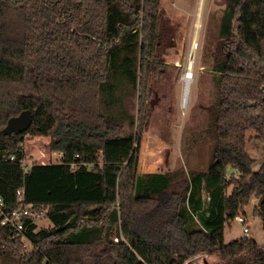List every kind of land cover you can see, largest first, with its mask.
<instances>
[{"label": "trees", "instance_id": "16d2710c", "mask_svg": "<svg viewBox=\"0 0 264 264\" xmlns=\"http://www.w3.org/2000/svg\"><path fill=\"white\" fill-rule=\"evenodd\" d=\"M160 8L161 0H0L5 263L185 264L206 253L264 264L253 238L225 242L227 221L253 198L264 229V164L254 171L247 151L249 131L264 144V0H226L211 70L209 166L183 178L137 173V129L150 117L151 81L165 74L155 53ZM25 109L31 126L4 134ZM28 134L52 136L59 160L24 168ZM23 203L46 209L52 225L2 224Z\"/></svg>", "mask_w": 264, "mask_h": 264}, {"label": "rangeland", "instance_id": "374dc122", "mask_svg": "<svg viewBox=\"0 0 264 264\" xmlns=\"http://www.w3.org/2000/svg\"><path fill=\"white\" fill-rule=\"evenodd\" d=\"M200 2H203L202 17L197 30ZM225 7L226 0H161L155 53L166 63L165 74L151 81L153 92L147 99L150 117L137 129L138 174L171 172L183 178L190 172L208 169L210 144L214 136L210 114L213 91L211 70ZM193 43L197 44L194 77L184 104L182 75L187 68ZM132 108L138 114L137 97ZM254 135L253 131L248 132L247 151L253 160V170L257 171L264 164V144L255 138L250 139ZM51 142L52 136L28 134L24 141V164L28 167L33 162H57L60 156L50 149ZM232 170L234 168L229 166L228 171ZM179 182L182 187L186 184L185 179H179ZM176 188L180 189L179 186ZM258 203V198H253L241 212L247 219L246 224L237 218L227 221L226 243L246 236V226L249 227L248 236L262 243L264 229L262 218L257 214ZM38 224L39 229L52 225L47 217ZM204 258H207L208 264H224L217 255L206 253L200 254L196 261L205 264ZM5 260L3 255L0 264H12L5 263ZM190 261L194 262L195 257ZM88 264H112V261L109 258H90Z\"/></svg>", "mask_w": 264, "mask_h": 264}, {"label": "built area", "instance_id": "2783aa9c", "mask_svg": "<svg viewBox=\"0 0 264 264\" xmlns=\"http://www.w3.org/2000/svg\"><path fill=\"white\" fill-rule=\"evenodd\" d=\"M60 155L61 154H59V156ZM10 159H12V160L15 159V156L11 155ZM45 163H48V162H43L42 164H45ZM23 167L27 168V165L24 164V161H23ZM18 194H20L21 199H22L23 198V191L19 190ZM2 206H3V198L0 195V208H2ZM44 217H46V209H44V208L36 209L33 207L32 204L26 205L23 203L19 208L13 210L10 213L5 214L4 218L2 220V224H7V225L14 227L18 231H23L26 229L27 225L31 221L38 223ZM236 218L243 224L247 223V219L243 213H240ZM245 232H246V236H248L249 235V227L248 226L245 227ZM259 244H260L262 250L264 251V235H263L262 243H259Z\"/></svg>", "mask_w": 264, "mask_h": 264}, {"label": "water", "instance_id": "95a60500", "mask_svg": "<svg viewBox=\"0 0 264 264\" xmlns=\"http://www.w3.org/2000/svg\"><path fill=\"white\" fill-rule=\"evenodd\" d=\"M32 122V111L30 109H25L20 114L9 118L6 126L3 128V133L7 135L13 133L20 134L26 131L31 126Z\"/></svg>", "mask_w": 264, "mask_h": 264}, {"label": "bare ground", "instance_id": "6f19581e", "mask_svg": "<svg viewBox=\"0 0 264 264\" xmlns=\"http://www.w3.org/2000/svg\"><path fill=\"white\" fill-rule=\"evenodd\" d=\"M202 8V7H201ZM201 23V9L199 8L198 11V20H197V30L200 26ZM197 30H196V34H197ZM197 36L195 37V41H196ZM197 44L193 43L192 46V52L190 54L189 57V62L187 65V68L184 70L183 75H182V80L184 81L185 84V89L183 92V98H182V102L185 104L188 100L189 97V93H190V85L192 84V78L194 77V63H195V47Z\"/></svg>", "mask_w": 264, "mask_h": 264}, {"label": "crops", "instance_id": "0c3cea01", "mask_svg": "<svg viewBox=\"0 0 264 264\" xmlns=\"http://www.w3.org/2000/svg\"><path fill=\"white\" fill-rule=\"evenodd\" d=\"M203 6V2H200V6H199V8L201 9V17H202V7ZM197 19H198V15H197ZM211 256L213 255V254H210ZM200 255H198V256H196L195 257V261H196V258H198ZM193 260V259H192ZM193 262V261H188L186 264H198V261H196V262ZM204 262H205V264H208V262H207V258H204Z\"/></svg>", "mask_w": 264, "mask_h": 264}]
</instances>
